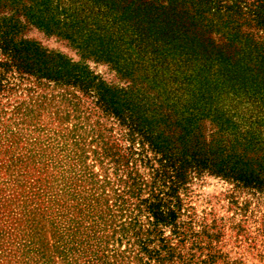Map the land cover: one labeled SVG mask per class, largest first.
Returning <instances> with one entry per match:
<instances>
[{
    "label": "trees",
    "instance_id": "trees-1",
    "mask_svg": "<svg viewBox=\"0 0 264 264\" xmlns=\"http://www.w3.org/2000/svg\"><path fill=\"white\" fill-rule=\"evenodd\" d=\"M0 56V89L10 72L91 96L153 153L167 196L204 173L264 193V0H0ZM157 202L156 221L173 220Z\"/></svg>",
    "mask_w": 264,
    "mask_h": 264
},
{
    "label": "rangeland",
    "instance_id": "rangeland-1",
    "mask_svg": "<svg viewBox=\"0 0 264 264\" xmlns=\"http://www.w3.org/2000/svg\"><path fill=\"white\" fill-rule=\"evenodd\" d=\"M24 36L78 59L55 35L30 27ZM88 63L123 84L107 65ZM5 77L0 264H264V193L204 173L169 197L153 153L91 96ZM157 201L173 220L156 221Z\"/></svg>",
    "mask_w": 264,
    "mask_h": 264
}]
</instances>
